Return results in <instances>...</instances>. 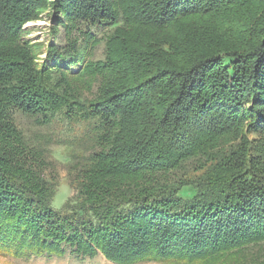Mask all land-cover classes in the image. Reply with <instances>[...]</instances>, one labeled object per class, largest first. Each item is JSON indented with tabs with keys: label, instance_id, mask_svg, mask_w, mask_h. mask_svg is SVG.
Instances as JSON below:
<instances>
[{
	"label": "trees",
	"instance_id": "trees-1",
	"mask_svg": "<svg viewBox=\"0 0 264 264\" xmlns=\"http://www.w3.org/2000/svg\"><path fill=\"white\" fill-rule=\"evenodd\" d=\"M253 1L255 32L237 42L215 35L225 20L204 0H0V254L264 264V0ZM47 7L65 47L26 38ZM194 15L203 23L179 27ZM175 30L165 54L157 43ZM91 39L102 59H87ZM53 143L75 190L60 210Z\"/></svg>",
	"mask_w": 264,
	"mask_h": 264
},
{
	"label": "rangeland",
	"instance_id": "rangeland-1",
	"mask_svg": "<svg viewBox=\"0 0 264 264\" xmlns=\"http://www.w3.org/2000/svg\"><path fill=\"white\" fill-rule=\"evenodd\" d=\"M227 0H204V3L208 6H215V7H220V12L218 15L221 17L222 20H225V23H218L217 22V29H215V35H224V36H230L231 40L237 41L239 40V36H251L255 32V28L247 22L245 18V12L249 11L251 12V17L257 12L255 11V3L253 0H236L233 2V4L229 5V8L223 6ZM230 1V0H228ZM252 1V4L247 6L246 8H242V4H248L249 2ZM142 6L145 5L146 1H142ZM147 5V3H146ZM158 5V4H156ZM156 9H160L158 6ZM258 19H263L264 18V8L261 9L259 13L256 14ZM199 16V15H198ZM198 16H191L195 17V20L187 22L186 24H183L179 27H183L186 30H194V26L197 21L202 22ZM57 19L49 9V7L46 8V11L41 14V18L36 21H30L27 24L24 25V29L27 30L26 38L34 40L36 42H53L59 47H65L67 45V38H66V28L63 24H59L58 28L56 31L53 30V26L57 24ZM203 23V22H202ZM231 23V25H229ZM233 25V26H232ZM178 27V28H179ZM233 28L230 30V28ZM177 31V35L180 40L185 41L186 37L182 33V29ZM106 29L105 26H99L96 28H92L90 30V33L92 35H95V40L102 38L103 32ZM82 30H86V27H81L80 29L78 28L77 30L74 31L73 36L78 38L80 43H84V40L88 38L87 35L83 33ZM167 31V30H166ZM166 31L161 32L160 35L162 36L163 33H166ZM176 32L173 31L170 34L163 35L162 38L164 39L163 42H158L159 44L158 48H161V51L165 54H167V50H165V42L167 38L174 34ZM94 39V38H93ZM93 39H91V42L89 43L88 47V53H87V59H102L104 57V51H105V43L104 40H102L100 43H98L96 46L92 44ZM174 41V40H173ZM173 41L170 43L171 45L173 44ZM238 42V41H237ZM155 44V45H157ZM154 45V46H155ZM217 51H222L220 49H216L215 52ZM44 57L43 55L40 56V58ZM168 62H165V64H169L172 62V59L169 57L167 58ZM180 67V65L178 66ZM76 72L77 69H74ZM72 135V134H69ZM252 136H255L254 134ZM52 151L54 153V157L57 162V169L59 171V177L57 181V192L53 198L52 201V207L54 210H60L63 207V204L67 201L68 198L72 197L75 195V190L70 186L69 181H68V172H67V160H66V155H67V149L66 146L63 143H53L51 145ZM255 253V252H254ZM257 257L259 255H264V253H258L256 254ZM6 256H11L14 258L18 259H30L32 257L40 258L44 257L47 259H57L53 257H63L62 256H57V255H43V256H30V257H15L12 255H7V254H0V264H22L21 262L15 261L13 259H5ZM72 257V256H71ZM77 258L80 264H114L111 263L110 261L106 260L103 256H97L94 258H89V257H74ZM100 259V260H99ZM51 260V259H50ZM50 260H47L46 263L44 264H50ZM26 263L24 264H39V260H34V261H25ZM77 261H69V263H77ZM102 262V263H101ZM62 264V263H60ZM138 264H165V263H160V262H141ZM235 264H253L251 261V258L249 255L245 256L240 262L235 263Z\"/></svg>",
	"mask_w": 264,
	"mask_h": 264
},
{
	"label": "crops",
	"instance_id": "crops-1",
	"mask_svg": "<svg viewBox=\"0 0 264 264\" xmlns=\"http://www.w3.org/2000/svg\"><path fill=\"white\" fill-rule=\"evenodd\" d=\"M97 256H103V255L102 254H98ZM74 257H77V256L74 255V254H71L69 251H67V253L63 257H53V258H57V259L50 258L51 260L47 259V258H44V257H40V258L32 257L30 259H18V258H14V257H11V256H6L5 259H13L15 261L21 262L22 264L26 263L25 261H34V260H39V264H44V263H46L47 260H50V264H60V263H62V264H71V263H69V261H71V260L77 261V262L79 261L77 258H74ZM111 263H113V262H111ZM73 264H77V263H73ZM78 264H80V263L78 262ZM114 264H116V263H114Z\"/></svg>",
	"mask_w": 264,
	"mask_h": 264
}]
</instances>
